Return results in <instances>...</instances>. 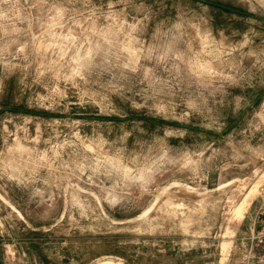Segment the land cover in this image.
<instances>
[{
    "label": "rangeland",
    "instance_id": "1",
    "mask_svg": "<svg viewBox=\"0 0 264 264\" xmlns=\"http://www.w3.org/2000/svg\"><path fill=\"white\" fill-rule=\"evenodd\" d=\"M262 176L264 0H0V264H235Z\"/></svg>",
    "mask_w": 264,
    "mask_h": 264
},
{
    "label": "built area",
    "instance_id": "2",
    "mask_svg": "<svg viewBox=\"0 0 264 264\" xmlns=\"http://www.w3.org/2000/svg\"><path fill=\"white\" fill-rule=\"evenodd\" d=\"M235 264H264V184L259 188L253 228L232 246Z\"/></svg>",
    "mask_w": 264,
    "mask_h": 264
},
{
    "label": "bare ground",
    "instance_id": "3",
    "mask_svg": "<svg viewBox=\"0 0 264 264\" xmlns=\"http://www.w3.org/2000/svg\"><path fill=\"white\" fill-rule=\"evenodd\" d=\"M260 179H263L264 180V176H262ZM261 182L258 181L256 183V185L253 187V189L245 196V198L243 199V201L240 203V205L236 208L235 207V217L237 219H243V215H244V211L246 209L247 206H249L250 202H251V199H252V196L253 194L255 193V187L257 188L258 184ZM257 192V191H256ZM223 244V243H222ZM222 247L224 248L225 245L223 244ZM227 247V246H226ZM228 248V247H227ZM226 254V253H225ZM101 264H115L111 261H104L102 262Z\"/></svg>",
    "mask_w": 264,
    "mask_h": 264
}]
</instances>
